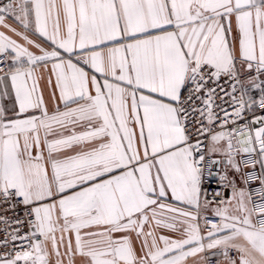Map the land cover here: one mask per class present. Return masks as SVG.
<instances>
[{"label":"snow or ice","instance_id":"6c2138e0","mask_svg":"<svg viewBox=\"0 0 264 264\" xmlns=\"http://www.w3.org/2000/svg\"><path fill=\"white\" fill-rule=\"evenodd\" d=\"M0 264H264V0H0Z\"/></svg>","mask_w":264,"mask_h":264}]
</instances>
